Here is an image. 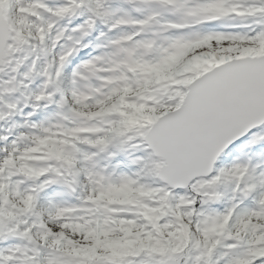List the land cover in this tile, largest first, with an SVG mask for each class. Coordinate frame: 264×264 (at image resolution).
Segmentation results:
<instances>
[{"label":"snow or ice","instance_id":"1","mask_svg":"<svg viewBox=\"0 0 264 264\" xmlns=\"http://www.w3.org/2000/svg\"><path fill=\"white\" fill-rule=\"evenodd\" d=\"M0 264H264V0H0Z\"/></svg>","mask_w":264,"mask_h":264}]
</instances>
